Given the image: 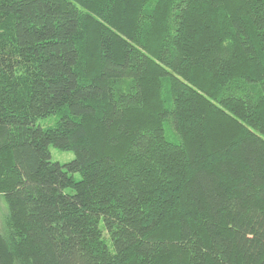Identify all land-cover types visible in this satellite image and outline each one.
<instances>
[{
  "label": "trees",
  "instance_id": "16d2710c",
  "mask_svg": "<svg viewBox=\"0 0 264 264\" xmlns=\"http://www.w3.org/2000/svg\"><path fill=\"white\" fill-rule=\"evenodd\" d=\"M0 199V264H264V0H0Z\"/></svg>",
  "mask_w": 264,
  "mask_h": 264
},
{
  "label": "rangeland",
  "instance_id": "374dc122",
  "mask_svg": "<svg viewBox=\"0 0 264 264\" xmlns=\"http://www.w3.org/2000/svg\"><path fill=\"white\" fill-rule=\"evenodd\" d=\"M57 121V117L56 118H50L47 119L45 121H42L40 123V125L43 128H47V127H51L54 126L55 123ZM50 151L52 153V160L53 162H60L62 164H66V163H70L69 161L74 159V154L72 152H63L60 150L55 149L54 147H50ZM75 178L79 181L81 179V176L79 174L75 175ZM67 194H71L73 193V190H67L66 191ZM7 216H8V210H7V206L6 203L3 199H0V230L3 231L4 227L6 229V220H7Z\"/></svg>",
  "mask_w": 264,
  "mask_h": 264
}]
</instances>
